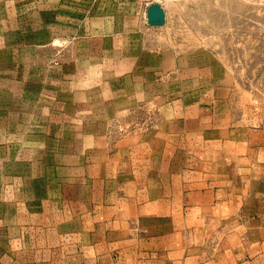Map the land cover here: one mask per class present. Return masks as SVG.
Segmentation results:
<instances>
[{"label":"rangeland","instance_id":"374dc122","mask_svg":"<svg viewBox=\"0 0 264 264\" xmlns=\"http://www.w3.org/2000/svg\"><path fill=\"white\" fill-rule=\"evenodd\" d=\"M264 257V0H0V264Z\"/></svg>","mask_w":264,"mask_h":264},{"label":"crops","instance_id":"0c3cea01","mask_svg":"<svg viewBox=\"0 0 264 264\" xmlns=\"http://www.w3.org/2000/svg\"><path fill=\"white\" fill-rule=\"evenodd\" d=\"M236 262L233 264H264V257L259 258L258 256H249V257H238Z\"/></svg>","mask_w":264,"mask_h":264}]
</instances>
